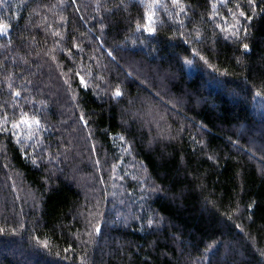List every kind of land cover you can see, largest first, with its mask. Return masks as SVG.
I'll return each mask as SVG.
<instances>
[{
    "label": "trees",
    "instance_id": "trees-1",
    "mask_svg": "<svg viewBox=\"0 0 264 264\" xmlns=\"http://www.w3.org/2000/svg\"><path fill=\"white\" fill-rule=\"evenodd\" d=\"M0 33V264H264V0H0Z\"/></svg>",
    "mask_w": 264,
    "mask_h": 264
},
{
    "label": "snow or ice",
    "instance_id": "snow-or-ice-1",
    "mask_svg": "<svg viewBox=\"0 0 264 264\" xmlns=\"http://www.w3.org/2000/svg\"><path fill=\"white\" fill-rule=\"evenodd\" d=\"M181 11H183V9H181ZM241 15H244V14H243V13H241ZM0 34H3V33H0ZM245 47H247V46L245 45ZM116 95H117V96H119V95H120V93H119V92H117V93H116ZM25 122H26V121H25ZM37 123H38V122H37Z\"/></svg>",
    "mask_w": 264,
    "mask_h": 264
},
{
    "label": "bare ground",
    "instance_id": "bare-ground-1",
    "mask_svg": "<svg viewBox=\"0 0 264 264\" xmlns=\"http://www.w3.org/2000/svg\"><path fill=\"white\" fill-rule=\"evenodd\" d=\"M150 13V12H149ZM115 94V93H114ZM155 111V110H154ZM146 114V113H145ZM110 169H111V167H110ZM101 172V171H100Z\"/></svg>",
    "mask_w": 264,
    "mask_h": 264
}]
</instances>
